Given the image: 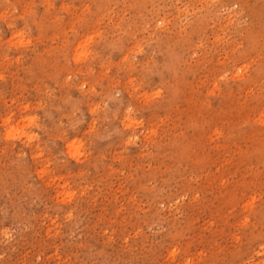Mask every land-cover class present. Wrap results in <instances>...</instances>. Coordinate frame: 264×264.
<instances>
[{
	"label": "rangeland",
	"instance_id": "rangeland-1",
	"mask_svg": "<svg viewBox=\"0 0 264 264\" xmlns=\"http://www.w3.org/2000/svg\"><path fill=\"white\" fill-rule=\"evenodd\" d=\"M0 264H264V0H0Z\"/></svg>",
	"mask_w": 264,
	"mask_h": 264
}]
</instances>
